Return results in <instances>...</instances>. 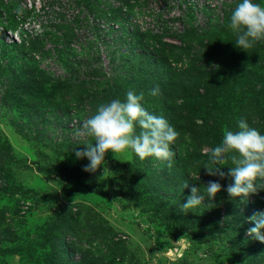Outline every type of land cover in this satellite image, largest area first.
Returning <instances> with one entry per match:
<instances>
[{
	"label": "rangeland",
	"instance_id": "rangeland-1",
	"mask_svg": "<svg viewBox=\"0 0 264 264\" xmlns=\"http://www.w3.org/2000/svg\"><path fill=\"white\" fill-rule=\"evenodd\" d=\"M11 1L0 0V264H264V242L247 233L248 217L264 211V190L243 201L229 197L224 189L232 180L224 165L231 167V159L221 165L223 179L204 169L214 167L208 153L225 130L197 119L211 109L205 117L213 120L223 97L230 106L244 86L256 94V110L264 116L258 91L264 94V41L241 50L226 28L239 0H188L196 8L192 24L177 0H102L101 6L97 0H81V6L74 0H18L10 6ZM53 12L81 24L59 23ZM92 19L103 26L102 45ZM49 21L55 31L39 27ZM205 28L212 30L209 38L185 36ZM34 39L37 50L9 45ZM73 78L81 88L69 93ZM154 86L156 96L149 94ZM129 89L143 92L142 105L178 132L170 161L108 152L103 166L85 172L87 159L77 160L72 152L93 142L78 135L83 122L99 104L123 99ZM246 103L233 105L240 119ZM259 114L246 121L264 133V124L257 127L264 121ZM188 118L205 127L203 135L192 134L199 140L195 151ZM209 180L222 186L214 205L205 200L180 212L191 187ZM238 215L246 226L236 246L250 248L229 251L236 237L224 231L232 225L224 221Z\"/></svg>",
	"mask_w": 264,
	"mask_h": 264
},
{
	"label": "clouds",
	"instance_id": "clouds-1",
	"mask_svg": "<svg viewBox=\"0 0 264 264\" xmlns=\"http://www.w3.org/2000/svg\"><path fill=\"white\" fill-rule=\"evenodd\" d=\"M100 25V24H99ZM103 30V26H100ZM226 28L235 37L234 45L244 51L252 48L258 41H264V5L257 0H239L232 9ZM159 87L149 89V94L156 96ZM144 93L129 89L123 99L113 98L97 106L93 115L82 125L78 135L92 138V143H85L82 150L74 152L77 160L87 159L83 165L85 172H95L103 166L105 155L131 151L140 160L155 157L170 161L173 153L171 145L178 132L161 115L149 112L143 105ZM233 153L229 157V153ZM231 159L227 176L232 182L224 189L229 197L246 200L250 194L264 190V133L250 127L243 118L237 121V130H225L219 144L208 153V164L214 167L204 169L210 176L225 178L222 170L224 161ZM104 174V170H103ZM185 184L184 187H187ZM222 190L218 180H209L200 188L191 187V194L178 210L187 213L207 200V205H214L217 194ZM253 226L247 229L250 236L264 242V211L248 217Z\"/></svg>",
	"mask_w": 264,
	"mask_h": 264
},
{
	"label": "trees",
	"instance_id": "trees-1",
	"mask_svg": "<svg viewBox=\"0 0 264 264\" xmlns=\"http://www.w3.org/2000/svg\"><path fill=\"white\" fill-rule=\"evenodd\" d=\"M17 1L18 0H12L8 5H10V6H12V5H14V3H17ZM20 1V0H19ZM69 1H71V0H69ZM87 1H89V0H87ZM98 1V4L101 6V5H103V4H100V3H102L101 1L102 0H97ZM116 1H119V0H116ZM165 4H167L170 0H162ZM178 2H179V4H185L186 5V7H185V9H186V13L184 14V17L186 18V20L190 23V24H192V22H194L195 20H196V8H195V6L193 5V4H191L188 0H177ZM74 2L75 3H77L79 6H81V0H74ZM103 3H107V1L105 0V2H103ZM8 7V6H7ZM174 7V6H173ZM10 10H12L11 8H9ZM171 9L172 8H170L169 9V11H171ZM53 15H55V17H54V20L55 21H57V22H63L64 20L66 21V22H68V23H73V24H75V25H77V27L78 26H80L79 24H81L80 23V21L79 20H75L74 18H64V16L61 18L60 17V15L58 16V14L56 13V12H53ZM14 19V18H13ZM64 19V20H63ZM96 19V18H95ZM95 19H92V23L90 24L91 26H92V32L94 33V35H95V40H100V38H101V35H102V32H103V30L100 28V25H99V23L97 22V20H95ZM87 22H89V19L87 20ZM51 23V21H49V22H47V23H44V24H40L39 25V27H42V28H46V29H51L52 31H55L54 30V28H53V26L50 24ZM167 29L165 28V30L164 31H166ZM163 31V32H164ZM192 32H190V31H188L186 34L187 35H185V36H190V35H192V34H194V35H196V36H198L200 39H203L204 37H210V34H213L212 33V30H207V28H205V29H203V30H201V32H199L198 33V31L197 30H191ZM22 33H24V34H26L25 32H22ZM162 33V31L160 32V33H155V36L154 37H156V36H160V34ZM24 34H22V35H24ZM150 35H152V34H150ZM161 37V36H160ZM135 38L136 39H138L139 37L136 35L135 36ZM183 40H184V37L182 36L181 37ZM127 40H129V37H127ZM19 41V40H18ZM38 41L39 40H36V39H34V40H29L28 41V43L26 42V41H24V42H22V40H21V42L19 41V43H15V42H12L11 44H9L10 45V47H26V45H29L32 49H34L35 47H36V45L38 44ZM99 43H101V45H102V41L100 40V42ZM92 44H94V43H90V44H88V46H91V47H93L92 46ZM8 45V46H9ZM66 45V43L64 44V46ZM135 47H139V48H143L142 47V45H141V43H139V42H137V43H135ZM63 46V47H64ZM87 46V45H86ZM88 46L87 47H85L84 49H85V52H90V49L88 48ZM6 48H7V46H6ZM94 48V50H96V51H94L95 53H99V50H98V47H93ZM64 49L65 50H67L66 49V47H64ZM35 50H37L36 48H35ZM68 51V50H67ZM156 51H159L158 49H156ZM91 52H93V51H91ZM90 52V53H91ZM90 53L88 54V56L87 57H90ZM133 52L130 50V52H128V54L127 55H124L125 57H127L128 55H131ZM147 57H148V59H151L152 57H150L149 55H146ZM197 56V55H196ZM196 56H193V57H196ZM139 57H142V56H139ZM91 58V57H90ZM93 58H95V57H93ZM93 61V60H92ZM112 61V60H111ZM145 61L146 62H149L148 60H147V58L145 57ZM2 64V63H1ZM98 69H99V67H97ZM110 68H111V71H112V66H110L109 67V70H110ZM101 70L103 71V68H101ZM44 72H42V71H38V73H37V75H39L40 77H42V78H44V77H47V76H45V74H43ZM94 74H100L99 76H105L106 74L105 73H101V72H98L97 70H94V72H93ZM43 74V75H42ZM109 73H107V75H108ZM5 79H7V78H5ZM44 81H45V79H43ZM57 82H58V80H57ZM5 84V86H8L9 85V79L4 83ZM47 85H48V82H47ZM57 85H59V84H57L56 83V85H55V87L57 86ZM9 87V86H8ZM54 87V88H55ZM80 88H81V84H78V82H76L75 80H74V78H73V82H72V84H71V88L69 87V89H70V92L69 93H75V92H77V91H79L80 90ZM166 90H168V86L166 87ZM242 90L243 91H245V92H243L241 95H240V93L239 92H242ZM12 89L10 90V92L12 93ZM258 91H259V94L261 95V97H262V100H263V102H264V94H262V89L261 90H259V88H258ZM246 92H248V94L246 93ZM253 92V91H252ZM252 92L246 87V86H244V88H242L241 90H239L238 91V88L235 90V97H234V100H233V103L229 106V105H227L226 104V102H225V96L223 97L224 98V104H222L221 106H219L216 110H215V118H213V120L212 119H206V117L205 116H207V114L210 112V110L211 109H209V110H207L204 114H203V117H201V116H199V118H197L198 120H201L203 123L202 124H204V123H206L207 124V122H210L208 125L210 126V127H214V128H218V129H223V130H232V131H234V127L236 126V124H234V122H235V120H238V119H240V116L239 115H237V113L234 111V109H233V105H234V103L236 102V101H238V103L240 104V106H242V104H243V100L244 101H246L247 100V103H246V107H247V109H244L245 110V116L243 117V119H245V120H250L251 118H253V117H255V116H257L258 114H259V111H257L256 109H257V107L259 106V105H257L255 102L257 101V99H256V94H252ZM226 95V94H225ZM247 95H248V97H247ZM198 98H200V99H203L204 97H206V95L205 96H203V95H198L197 96ZM243 100H242V99ZM239 100H241V101H239ZM187 103H186V100L185 101H183V103L181 102V107H178L179 109H181L182 107H184L185 105H186ZM218 110H220V111H218ZM186 114L189 116V117H191L192 118V114L190 113V111L189 110H186ZM259 116H262V117H264L262 114H259ZM186 122H188L189 124H187V126L189 127L188 128V130H186L187 131V133H189V139H190V141L189 142H191V143H193V151H195V145H194V143H197L199 140L197 139V137H194L193 139H192V134H193V132L194 131H199V132H201L202 133V135H203V132L201 131V130H203V129H205V127H202L201 125H194V123L192 122V120L190 119V118H188V120L186 121ZM205 124V126L207 127V125ZM263 124H264V121H261V124H260V126H257V127H262L263 126ZM254 125V124H253ZM253 125H249L250 127H253ZM255 126V125H254ZM256 127V126H255ZM264 127V126H263ZM264 129V128H263ZM199 132H197V134H200ZM201 135V134H200ZM201 135V136H202ZM198 148H199V145H198ZM225 169H227L230 165L228 164V163H226L225 165ZM202 206V205H201ZM229 215L230 214H227V217H229ZM216 216V215H215ZM219 217V216H218ZM197 221H199V220H197ZM200 222H203V221H201L200 220ZM214 222V221H213ZM226 222H231L232 223V225L231 226H229V227H227V228H225L224 229V231H229V234H232V236H234V237H236V239H235V241H233V246H231L230 248H227V249H229V251H236V252H238L239 250H242V248H244V247H242L241 245H238V246H236L237 245V243H238V241H244L243 239H244V232H245V226H246V223H243V218H242V215H238V216H236V218H234V219H232V220H230V218H226L225 219V221H224V223H226ZM252 226H253V224H251ZM251 226V227H252ZM243 238V239H242ZM223 240H224V236H223ZM232 240V239H231ZM243 245H244V242H243ZM238 247H242V248H238ZM250 247L249 246H247L246 248H244V249H249ZM247 263H252L251 262V259L250 260H248V262Z\"/></svg>",
	"mask_w": 264,
	"mask_h": 264
}]
</instances>
